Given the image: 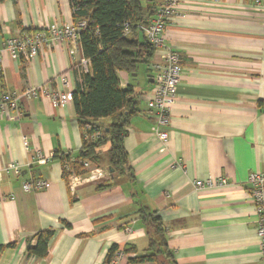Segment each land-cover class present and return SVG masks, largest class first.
Instances as JSON below:
<instances>
[{
  "label": "crops",
  "instance_id": "1",
  "mask_svg": "<svg viewBox=\"0 0 264 264\" xmlns=\"http://www.w3.org/2000/svg\"><path fill=\"white\" fill-rule=\"evenodd\" d=\"M71 22V0H0V93L20 95L18 109L0 110V245L12 244L0 264H104L114 244L136 246L131 257L145 254L142 208L162 217L179 264H262L248 177L264 173V8L253 0H189L186 13L171 20L165 41L180 54L184 73L166 142L152 129L151 70L118 71L121 85H132L139 99L125 138L134 180L111 175L104 164L97 166L103 177L76 182L71 174L66 181L53 156L82 147L73 100L57 106L21 95L30 86L73 92L82 73L72 56L83 51L73 54L64 41L27 61L4 49L5 39ZM38 152L48 161L34 162ZM13 163L22 165L20 174L6 171ZM113 176L112 186L97 189ZM218 177L230 185L195 187L196 180ZM32 179L51 184L25 191ZM48 229L55 230L48 255H30L28 246ZM126 255L121 264H129Z\"/></svg>",
  "mask_w": 264,
  "mask_h": 264
},
{
  "label": "trees",
  "instance_id": "2",
  "mask_svg": "<svg viewBox=\"0 0 264 264\" xmlns=\"http://www.w3.org/2000/svg\"><path fill=\"white\" fill-rule=\"evenodd\" d=\"M145 3L142 0H71L73 23L86 21L85 27L79 31V40L83 55L90 60V70L82 73V80L72 92L83 132L82 147L77 153L59 149L53 156L61 162L66 181L73 173L88 172L85 161L95 166L108 164L111 175L125 174L131 180L135 178L125 138L130 120L137 112L139 99L132 85H121L118 71L137 74L143 65L150 70L154 60L156 49L145 38L139 25L155 14L157 0H145ZM126 23L130 24L127 34ZM25 31L31 33L34 30ZM259 105L264 107V102L260 101ZM106 119L110 122L105 125L102 122ZM96 132L100 135L94 136ZM113 178L98 184L97 189L112 186ZM139 214L148 237L145 254L131 257L129 254L138 251L136 246L114 244L104 264H110L119 250L129 255V264H179L170 248L168 229L162 217L144 208ZM54 234L53 229L41 231L37 234L36 244L28 246V253L46 257ZM6 246L12 244L0 245V255Z\"/></svg>",
  "mask_w": 264,
  "mask_h": 264
},
{
  "label": "built area",
  "instance_id": "3",
  "mask_svg": "<svg viewBox=\"0 0 264 264\" xmlns=\"http://www.w3.org/2000/svg\"><path fill=\"white\" fill-rule=\"evenodd\" d=\"M189 0H157V9L153 16L148 17L145 23L139 25L145 38L152 43L156 49L159 58L153 60L150 65L153 78L152 95L148 99V108L153 114L155 125L153 132L163 142L169 138V132L166 127L171 125V109L176 102L177 85L184 73V67L180 54L167 45L165 41V29L172 19L186 13V6ZM215 3H220L222 0H212ZM253 4L264 8V0H253ZM86 21L83 20L79 24L66 23L59 25H51L43 27L33 32L21 33L17 36H12L4 41V49L10 51L15 58L23 57L27 61L39 55L45 46H52L56 43L68 41L73 45V54L78 53L81 48L79 40V31L85 27ZM130 24L126 23L125 33H129ZM3 48L0 47V63L2 61ZM80 72L85 73L90 70V60L85 56L79 59L72 56ZM61 83H67L65 75L56 77ZM28 98L47 97L51 98L53 104L57 106L65 105L73 100L72 92H64L60 88L49 89L47 87L30 86L22 94ZM20 95H1L0 93V110H5L7 107L15 110L18 109L17 98ZM165 128V129H164ZM100 132H96L94 136H99ZM48 158L41 152H38L35 161L45 163ZM84 165L88 168L85 174H72L70 177L73 181L96 180L104 176V171L92 165L91 162L85 161ZM22 165L13 163L6 168L7 172L13 171L15 174H20ZM248 183L252 188V195L255 202L256 211L258 214L257 236L260 240V250L262 264H264V173L252 172L248 177ZM50 181L44 179L26 180L23 183L25 191H34L49 187ZM230 183L225 177L216 179L196 180L195 187L197 189L214 188L228 186ZM126 230H130L129 227ZM127 257L124 251H117L110 264H121Z\"/></svg>",
  "mask_w": 264,
  "mask_h": 264
},
{
  "label": "rangeland",
  "instance_id": "4",
  "mask_svg": "<svg viewBox=\"0 0 264 264\" xmlns=\"http://www.w3.org/2000/svg\"><path fill=\"white\" fill-rule=\"evenodd\" d=\"M142 2H143L144 4H146V3H145V0H142ZM38 98H39V97H38Z\"/></svg>",
  "mask_w": 264,
  "mask_h": 264
},
{
  "label": "water",
  "instance_id": "5",
  "mask_svg": "<svg viewBox=\"0 0 264 264\" xmlns=\"http://www.w3.org/2000/svg\"><path fill=\"white\" fill-rule=\"evenodd\" d=\"M152 79V81H153V78H151Z\"/></svg>",
  "mask_w": 264,
  "mask_h": 264
}]
</instances>
